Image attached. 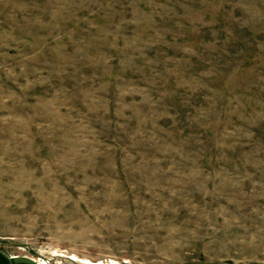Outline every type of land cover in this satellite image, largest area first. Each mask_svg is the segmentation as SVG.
Returning a JSON list of instances; mask_svg holds the SVG:
<instances>
[{
	"label": "rangeland",
	"instance_id": "374dc122",
	"mask_svg": "<svg viewBox=\"0 0 264 264\" xmlns=\"http://www.w3.org/2000/svg\"><path fill=\"white\" fill-rule=\"evenodd\" d=\"M0 251L264 264V0H0Z\"/></svg>",
	"mask_w": 264,
	"mask_h": 264
},
{
	"label": "water",
	"instance_id": "95a60500",
	"mask_svg": "<svg viewBox=\"0 0 264 264\" xmlns=\"http://www.w3.org/2000/svg\"><path fill=\"white\" fill-rule=\"evenodd\" d=\"M11 264H38L28 257H14L10 259Z\"/></svg>",
	"mask_w": 264,
	"mask_h": 264
},
{
	"label": "flooded vegetation",
	"instance_id": "af4514ba",
	"mask_svg": "<svg viewBox=\"0 0 264 264\" xmlns=\"http://www.w3.org/2000/svg\"><path fill=\"white\" fill-rule=\"evenodd\" d=\"M0 264H11L10 259L2 251H0Z\"/></svg>",
	"mask_w": 264,
	"mask_h": 264
}]
</instances>
